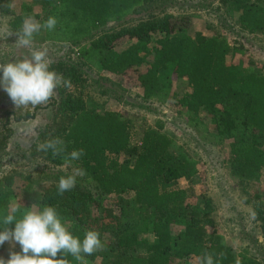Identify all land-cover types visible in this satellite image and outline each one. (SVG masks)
I'll return each mask as SVG.
<instances>
[{
	"label": "trees",
	"instance_id": "trees-1",
	"mask_svg": "<svg viewBox=\"0 0 264 264\" xmlns=\"http://www.w3.org/2000/svg\"><path fill=\"white\" fill-rule=\"evenodd\" d=\"M33 2L39 7L34 17L41 24L50 16L57 19L54 30L41 29L40 42L71 48L76 59L50 64V70L70 79L72 88L56 89L50 119L38 131L28 159L33 166L39 160L58 168L65 165V155L84 149L79 160L65 166L83 169L86 175L78 176L76 186L61 196L57 183L62 172L44 187L29 175L10 171L0 177V215L7 213L12 199L24 209L34 203L39 209L55 207L73 236L82 240L88 230L100 234L104 250L86 256V264L95 260L196 264V256L206 252L219 264H261L245 252L235 254L214 231L213 207L206 193L175 187L176 181L190 183L198 174L196 160L183 151L173 153L171 139L153 127L145 128L132 143L127 121L118 112L101 108L83 91L81 71L86 67L121 78L134 75L143 101L172 102L200 131L201 139L215 145L227 142L230 176L245 185L264 173V73L243 48L218 33L190 32L189 15L168 12L177 0ZM218 4L228 8L243 33H264L261 0H218ZM142 12L134 23L124 24ZM23 18L16 17L13 26ZM109 24L114 27L96 33ZM200 115L209 120L207 126ZM32 117L24 114L19 120ZM10 136L7 127L0 134V151ZM55 138L63 140L64 153L53 157L51 150L37 151L38 144ZM108 196L116 198L113 207L106 205ZM253 212L264 238V205ZM66 258L70 264H82L70 255Z\"/></svg>",
	"mask_w": 264,
	"mask_h": 264
},
{
	"label": "rangeland",
	"instance_id": "rangeland-1",
	"mask_svg": "<svg viewBox=\"0 0 264 264\" xmlns=\"http://www.w3.org/2000/svg\"><path fill=\"white\" fill-rule=\"evenodd\" d=\"M261 1L264 5V0ZM176 3L175 8L168 12L189 15L190 32H198L205 36L218 33L224 36L229 43L240 45L254 67L264 73V33L249 36L240 31L228 8L221 7L218 0H177ZM150 10L152 11V7ZM38 14L39 7L33 0H0V63L31 57V50L18 47L15 44L17 37L8 36V33L17 32L25 17L31 16L40 22L34 17ZM143 14L142 12L141 15L129 17L124 24L134 23ZM20 16L24 18L13 26L16 17ZM112 27L113 24H109L96 33L100 34ZM40 32L34 35L33 48L46 50L47 59L51 63L75 62V52L71 48L41 43L38 38ZM81 71L85 79L83 91L91 95L101 108L118 112L127 121L132 143L139 140L145 128L153 127L171 139L173 153L183 151L196 160L198 174L190 183L182 179L176 181L175 187L190 186L195 194L206 193L213 207L214 231L222 235L235 254L245 252L264 264V238L260 236L256 223L251 219L254 207L264 205V173H259L255 180L245 185L239 184L229 173L227 142L215 145L201 139L200 131L187 123L184 111L172 102L157 104L153 101H143L140 88L134 84V75L121 78L105 72L98 73L86 67H82ZM56 92L48 104L25 109L16 108L7 93L0 88V134L7 127L11 130L5 149L0 151V177L10 171H16L22 175H29L32 180L46 187L57 181L54 174L58 171L63 173L62 176L72 174L71 167L63 165L50 168L39 160L33 162L36 164L33 166L28 159V151L36 141L38 131L50 119V104L55 101ZM31 113L32 118L19 120L24 114ZM200 118L207 126L209 120L203 116ZM115 202L114 196H108L106 205L113 207ZM13 204L18 202L12 199L9 206ZM25 210L21 206L20 212L16 214L17 218H20ZM14 227L13 223L11 229ZM144 238L150 240L151 236L144 235ZM10 251L19 252V245L10 247L8 242L0 245V258L7 260ZM192 262L195 263L194 260ZM89 264L102 263L100 260H95Z\"/></svg>",
	"mask_w": 264,
	"mask_h": 264
},
{
	"label": "clouds",
	"instance_id": "clouds-1",
	"mask_svg": "<svg viewBox=\"0 0 264 264\" xmlns=\"http://www.w3.org/2000/svg\"><path fill=\"white\" fill-rule=\"evenodd\" d=\"M57 19L50 16L43 24L33 17H25L21 28L8 36L15 35V44L31 50V57L0 63V88L7 93L16 108H36L46 105L54 96L56 89L72 88L70 79L62 74L50 70L51 61L47 59V51L33 48L34 35L41 29L52 31L55 29ZM52 151L53 157L65 152L64 142L60 138L38 144L37 151ZM85 154L84 149L73 150L64 156L65 165L71 161L79 160ZM83 169L74 168L72 174L61 176L57 183V195H63L76 186V178L85 176ZM45 183H48L45 181ZM246 199V198H245ZM21 205L9 206L6 214L0 215V245L8 242L10 247L19 245L20 251L9 252V258H0V264H70L66 258L71 256L75 261L86 264L85 257L103 251L104 244L100 234L93 230L85 231L84 238L73 236L68 231L55 207L44 206L39 209L37 203L31 205L17 218ZM255 212L251 219H255ZM15 224L14 229L7 226ZM60 255L61 258L56 257ZM223 252L219 258H224ZM196 264H219L214 261L212 253L196 256Z\"/></svg>",
	"mask_w": 264,
	"mask_h": 264
}]
</instances>
